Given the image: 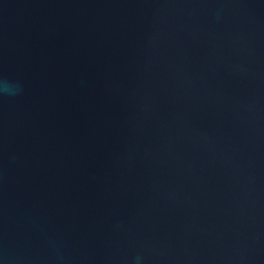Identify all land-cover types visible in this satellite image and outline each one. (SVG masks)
<instances>
[{"label": "water", "instance_id": "95a60500", "mask_svg": "<svg viewBox=\"0 0 264 264\" xmlns=\"http://www.w3.org/2000/svg\"><path fill=\"white\" fill-rule=\"evenodd\" d=\"M0 264H264V0H0Z\"/></svg>", "mask_w": 264, "mask_h": 264}, {"label": "clouds", "instance_id": "9594fccd", "mask_svg": "<svg viewBox=\"0 0 264 264\" xmlns=\"http://www.w3.org/2000/svg\"><path fill=\"white\" fill-rule=\"evenodd\" d=\"M2 90H3V92L8 93V94H12L13 93L12 86L9 85L7 82H4Z\"/></svg>", "mask_w": 264, "mask_h": 264}]
</instances>
